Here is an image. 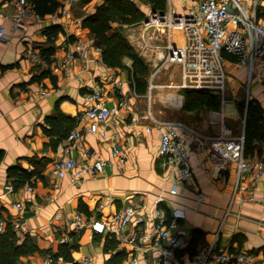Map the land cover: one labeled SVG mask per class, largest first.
<instances>
[{"label": "crops", "instance_id": "crops-1", "mask_svg": "<svg viewBox=\"0 0 264 264\" xmlns=\"http://www.w3.org/2000/svg\"><path fill=\"white\" fill-rule=\"evenodd\" d=\"M57 1L59 5L55 10L65 4L64 0ZM103 1L71 0L67 3L68 12L60 13L57 18L51 17L53 11L41 12L43 19L27 20L21 27L12 29L10 18L16 12L15 0H0V25L6 28L0 38V218H6L7 224H13L18 230L19 243L30 234L38 246L34 252L22 254L18 264H39L47 249L57 251L61 238L72 233L79 243L78 249L73 250L74 259L79 263L85 256H92L94 264H115L119 259L116 253L124 252L119 263L124 264L134 249L121 241V237L135 234L143 238L139 241L143 251L140 263L161 264L160 251L150 247V239L156 232V210L164 209L169 217L176 206L186 211L174 229L181 238L176 253L185 264H197L194 253L213 239L225 216L220 242H230L232 248L254 252L264 259V180L255 179L250 171H245L244 182L252 188L253 199L240 201L241 195L250 192L238 191L233 195L236 159L222 173L223 179L218 176L207 151L196 148L192 135L186 138L187 166L192 175H184L183 164L167 163L161 156L159 132L155 127L147 130L149 120L144 118L151 110L163 119L183 120L204 134H214L224 126L234 135H245L246 119L238 131L229 128L226 121L241 117L234 96L246 91L247 69L230 58L228 86L230 84L233 100L222 102L218 110H184V95L179 89L177 96L171 93L169 103H162L157 97L155 110L151 89L154 86L149 84L148 103L147 93L135 89L127 71L105 62L101 46L82 23ZM253 2L251 0L250 5ZM245 3L249 5L248 0ZM263 3L260 2L257 11L264 22ZM85 38L92 39V47L85 56L77 54L72 71L66 73L59 64L60 59L75 42ZM28 48L40 51L43 59L32 58ZM119 79L123 81L121 84ZM95 82L103 83L110 90L108 105L114 107L121 98H126L128 105L100 124L105 135L84 130L79 142L74 143L67 136L80 115H84L83 125L89 122L85 114L89 105L87 95ZM43 90L47 93L43 94ZM249 92V99L264 111L263 70L251 80ZM245 100L247 107V92ZM171 106L180 109L178 117L162 113ZM58 109L71 117H61L54 128L51 120L56 118ZM214 113H218L216 117L222 124L210 123ZM134 115L140 118L139 122L132 121ZM239 144L233 139L225 144L214 142L210 148L235 157ZM115 146L124 153L123 162ZM254 146L253 153L246 152L244 142V157L252 159L256 155L264 160V138L256 139ZM65 147H70L78 160H87L92 153L103 156L107 159L104 171L87 175L79 182H72L68 176H57L53 163L63 155ZM14 164L35 173L30 179L21 174L10 175L8 169ZM27 184L33 185V189L28 190ZM201 194L204 199L200 198ZM17 201L24 204L22 209L15 204ZM80 201L88 211L80 207ZM129 205L135 207L136 212L119 231L95 232L90 238L86 229L75 226L77 213L87 219L108 221L113 213ZM227 208L240 212L242 217L227 213ZM66 263L70 262L57 257V264Z\"/></svg>", "mask_w": 264, "mask_h": 264}, {"label": "built area", "instance_id": "built-area-1", "mask_svg": "<svg viewBox=\"0 0 264 264\" xmlns=\"http://www.w3.org/2000/svg\"><path fill=\"white\" fill-rule=\"evenodd\" d=\"M58 10L50 13L52 18H57L60 13H67L71 0H64ZM264 0H254L248 7L241 0H164L163 9H155L153 3L149 0V12L146 17L150 21L141 25L143 28L142 42L143 50L148 53L150 39L158 37L163 32H167L168 43L161 46L149 57L154 61L156 69L153 75L158 73L163 66L169 64H179L181 80L178 83L171 82L169 86L178 88H206L213 90L222 97L225 102V92L228 87L229 70L227 63L230 60L228 55L235 56V61L247 69V101L249 99V86L251 80L259 71L263 70L264 76V22L258 16V5ZM16 12L11 16L12 29L21 27L27 20H41L44 15L38 10L37 0H15ZM264 4V3H263ZM153 10H155L153 12ZM6 28L0 25V38L5 35ZM92 39H80L75 42L74 47L66 52L60 59L59 64L66 73L72 71L76 55L85 56L86 52L92 47ZM32 58L43 59L40 51L28 48ZM146 53V54H147ZM152 55V54H151ZM46 62V60L44 59ZM152 61V62H153ZM123 81L118 80L121 84ZM155 86L153 81H150ZM154 84V85H153ZM43 94L47 91L43 90ZM110 96V90L103 83L95 82L87 95L89 105L86 109V116L89 122L86 125L81 123L80 115L76 126L70 131L67 138L70 141L79 142L84 130L93 133L106 134L104 129H100V124L110 119L112 114H118L122 107L128 105L126 98H121L114 107L107 103ZM177 94L174 95V97ZM214 113L210 118L212 125L222 124L223 121L216 117ZM149 120L146 123V129L157 128L159 132L160 145L159 152L167 163L183 164L182 172L184 175H192V171L187 166L188 152L186 146L187 135H192L197 149L207 151L211 158L218 176L225 179L224 173L230 168L233 159H236V177L233 195L238 191L247 190L250 193L241 195L240 201L253 199L252 188L244 182L245 171H250L255 179L264 180V160L256 155L252 159L244 157L245 135H234L224 126L214 134H204L180 119H163L155 116L151 110L144 115ZM132 121L137 123L140 118L132 116ZM237 140L239 149L235 157L232 154L226 155L215 148H210L214 142L225 144L231 140ZM63 155L58 157L53 165L54 172L59 177L68 176L72 182H79L87 175H96L104 171L107 159L101 155L93 153L87 160H78L73 155L70 147L63 148ZM115 151L120 155L121 162L124 161V153L115 146ZM27 189L32 190L33 185L27 184ZM175 191V188L172 189ZM201 194L200 198L204 199ZM158 201V200H157ZM22 209V201L15 203ZM136 212L135 207L129 205L113 213L111 219L102 221L100 219H87L83 214L77 213L75 216V226L79 229L84 228L88 237H93L95 232L108 233L124 229L127 223L132 219ZM231 209L227 208V213ZM237 218H241L240 212H231ZM186 211L181 206L171 209V216L168 217L164 209L157 208L155 220V233L150 239V247L160 251L161 264H185L176 249L181 238L174 229L179 226L180 219L184 218ZM226 218V216H225ZM223 217L221 225L214 233L213 239L201 246L193 255L197 264H264V259H260L254 252L245 249L232 248L230 242L222 244L220 242V232L222 224L225 222ZM7 225L6 218H0V232H3ZM121 241L132 245L133 251L124 264H141L140 255L143 252L139 241L143 238L135 234L127 237H121ZM72 236L65 234L61 242L71 241ZM63 259V256H59ZM39 264H57V259L52 254L47 253ZM71 264V263H66ZM80 264H94L92 256L82 258Z\"/></svg>", "mask_w": 264, "mask_h": 264}, {"label": "trees", "instance_id": "trees-1", "mask_svg": "<svg viewBox=\"0 0 264 264\" xmlns=\"http://www.w3.org/2000/svg\"><path fill=\"white\" fill-rule=\"evenodd\" d=\"M155 9H163L164 0H150ZM38 10L42 13L54 11L58 5L57 0H37ZM142 12L139 6L133 0H104L97 6L94 13L87 15L83 20V25L87 27L95 40L102 48V56L105 62L114 67H120L128 72L138 92L146 93L149 84L150 68L148 63L131 48L125 35L120 30H111L112 21L133 23L141 18ZM128 56L132 59V67L126 65L124 57ZM233 60L235 56L228 55ZM132 71V72H131ZM184 95L183 109L192 111L201 108H209L218 110L222 104V97L213 90L206 88H183ZM245 97L240 103L241 108L245 105ZM54 120V128H56L57 120L61 117H68L57 110ZM245 148L246 152H254V142L256 139L264 138V111L252 99L248 100L245 126ZM61 135L63 134L60 133ZM1 158V151H0ZM8 172L12 174H21L25 179H30L34 175L33 170H28L20 164H14L9 167ZM85 204L80 201V207L84 209ZM85 211H88L86 208ZM72 241L61 242L57 251L47 249V253L53 255L57 259L59 256L70 262L71 264H80L74 259L73 250L78 249L79 243L74 234H71ZM18 230L13 224L8 223L3 232H0V264H17L22 254H29L37 250L38 246L27 234L22 243L18 242ZM109 245V239L107 240ZM116 243V241H115ZM124 252L116 253L119 259L115 264H119L124 257Z\"/></svg>", "mask_w": 264, "mask_h": 264}, {"label": "rangeland", "instance_id": "rangeland-1", "mask_svg": "<svg viewBox=\"0 0 264 264\" xmlns=\"http://www.w3.org/2000/svg\"><path fill=\"white\" fill-rule=\"evenodd\" d=\"M136 2L139 6V11L142 12L143 15H141V18L133 23L129 22H120L118 20L112 21V27L111 30H120L126 37L129 45L131 48L136 52L137 55L142 57L149 65L150 73H149V84L152 80L155 84L154 87H152V95H153V103L152 108H155L157 110V102L159 101L158 98L160 97L162 100V103H169L171 102L172 98H170L172 95L171 93L177 94L178 89L182 90V88H178L175 86H169L171 82L178 83L181 80V73H180V65L173 63L169 64L168 66H163L158 73L153 75L154 70L156 69V66L154 65V61L151 60L149 57H153L154 53L157 49H159L161 46H165L168 41V35L167 32H163L158 37H154L153 39H150V42L148 45L149 50L148 53L143 50V42H142V31L143 27L141 26L143 24V20L146 17L147 13L149 12V0H133ZM242 2H245L246 0H241ZM248 7H250V2ZM147 53V54H146ZM152 54V55H151ZM124 61L126 62V65L129 67H132V59L128 56L124 57ZM153 61V62H152ZM126 71V70H125ZM132 72V71H131ZM148 84V86H149ZM247 85V83H246ZM149 87L147 90V96H145V99H147V102L149 103V96L150 91ZM233 93L230 90V84L227 87V90L225 92V99L226 101L233 100ZM158 97V98H157ZM246 97V91L244 93H236V96H234L235 102H237V107L239 108V113L241 117H238L236 120H231L228 118V121H226L227 126L230 128L233 127L236 129V131L240 130L242 127V123H244L246 119V113H247V107L246 104L243 105L241 108L240 103H242V100ZM172 108H168L166 111H163L162 113L165 116L170 117H178L179 116V108H174V106H171ZM21 257H19V260L21 261ZM19 260L17 264L19 263Z\"/></svg>", "mask_w": 264, "mask_h": 264}, {"label": "water", "instance_id": "water-1", "mask_svg": "<svg viewBox=\"0 0 264 264\" xmlns=\"http://www.w3.org/2000/svg\"><path fill=\"white\" fill-rule=\"evenodd\" d=\"M154 11H155V10H153V12H154ZM144 21H145V22H148V21H150V17H148V16H147V17L145 18V20H144Z\"/></svg>", "mask_w": 264, "mask_h": 264}, {"label": "bare ground", "instance_id": "bare-ground-1", "mask_svg": "<svg viewBox=\"0 0 264 264\" xmlns=\"http://www.w3.org/2000/svg\"><path fill=\"white\" fill-rule=\"evenodd\" d=\"M177 102H178V100H177Z\"/></svg>", "mask_w": 264, "mask_h": 264}]
</instances>
